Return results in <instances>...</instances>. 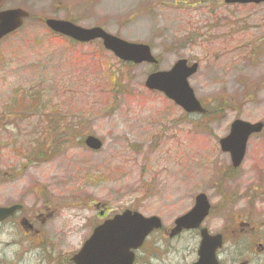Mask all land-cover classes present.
<instances>
[{"label":"rangeland","instance_id":"obj_1","mask_svg":"<svg viewBox=\"0 0 264 264\" xmlns=\"http://www.w3.org/2000/svg\"><path fill=\"white\" fill-rule=\"evenodd\" d=\"M16 7L30 17L0 41V205H38L34 191L43 189L46 200L65 207L63 230L58 228L67 245L62 253L78 249L83 225L87 219L99 222L100 210L104 217L131 209L170 221L192 206L200 191L213 204H223L222 195L227 200L228 194L251 196L247 188L264 184V130L249 140L234 177H227L232 164L219 144L235 119L264 122V4L0 2V10ZM47 18L100 26L128 41L150 44L159 64L123 63L99 41L71 43L47 28ZM180 58L199 63L191 86L206 108L221 112L185 114L146 88L149 73L167 70ZM111 73L119 86H113ZM16 92L24 101L22 119L9 111ZM87 135L99 137L103 147H86ZM39 144L48 149V158L25 164L26 151ZM0 237H7L0 239V255L15 254L16 246L3 249L14 236ZM158 242L165 245L159 238L147 249L162 258L186 252L180 248L185 243L168 242L161 255ZM39 253L33 250L23 264H42ZM149 257L155 263L161 259Z\"/></svg>","mask_w":264,"mask_h":264},{"label":"flooded vegetation","instance_id":"obj_2","mask_svg":"<svg viewBox=\"0 0 264 264\" xmlns=\"http://www.w3.org/2000/svg\"><path fill=\"white\" fill-rule=\"evenodd\" d=\"M261 4H264V0L254 5ZM219 112L209 110L208 113L210 115ZM253 135L257 134H252L249 137L244 159L248 154V143ZM220 149L223 153L228 154L233 165L232 153L222 150L221 146ZM232 165L228 169L227 177H234L242 164L237 168ZM258 182L255 188H247L252 193L251 196L240 193V198H236L235 195L228 194L227 200L222 195L223 192L220 193L223 204H213L210 196L206 192L200 191L199 193L207 195L210 208L208 214L197 227L177 228V219L190 212L194 207L195 195L192 206L179 215L170 218V221H167L163 216L160 217L162 219L160 228L152 230L138 248H132L130 252L127 251V253L116 257H107L113 260L111 262L98 260L100 256L95 252L96 247L87 248L86 245L94 229L118 212L112 216L104 217L105 211H98L99 222L97 223H92L90 219H87L81 229L82 236L78 249L65 255L62 253V249L67 245L61 232L63 230L61 226L64 224L61 210L65 207L62 204L54 205L46 200L44 190H36L34 192L39 198L38 205L26 207L25 203L21 201L4 205L20 204L21 207L0 222V236H14L9 242L3 244V249L16 246L15 254L7 255L4 253L0 255V264H23L35 249L40 250L39 256L42 264H76L74 256L82 251L80 264H264V184L263 181ZM227 201L232 204L226 205ZM93 208L97 211L100 205ZM56 224L60 226L56 227ZM204 235L219 237L222 241V247L214 255H201L199 253ZM152 238L153 242L151 241ZM159 238L165 243V245H160L158 242L161 255H163L161 247L165 249L168 242L185 243L180 248H186V252L175 255L164 254L163 258L160 257L157 251L147 249V246L150 247V243L155 245ZM150 255L161 259L156 260L158 263H155L150 259Z\"/></svg>","mask_w":264,"mask_h":264},{"label":"water","instance_id":"obj_3","mask_svg":"<svg viewBox=\"0 0 264 264\" xmlns=\"http://www.w3.org/2000/svg\"><path fill=\"white\" fill-rule=\"evenodd\" d=\"M261 1L227 0L229 3H259ZM28 16L29 13L21 8L0 11V40L20 28ZM46 23L52 30L80 42H90L101 38L105 48L123 61L157 63L151 53V47L147 44L128 42L108 34L99 27L88 29L69 21L57 19H48ZM198 67V63L188 65V60L180 59L171 70L151 73L145 84L151 90L164 92L187 112H204L205 109L189 82V78L197 72ZM262 125V123L252 124L243 120H236L232 124L231 134L221 140L223 149L233 154L234 166H238L242 161L250 134L259 132ZM85 143L94 150H99L103 144L98 137L92 135L86 138ZM18 207V205L8 208L0 207V221L8 217ZM209 208L207 196L199 194L194 209L177 220L178 229L197 227ZM160 226V219L157 216L145 217L139 212L126 211L99 226L88 244L96 247L95 252L100 256L98 260L111 262L113 260L107 257H116L126 253L131 248L138 247L151 230ZM203 237L199 253L201 255H214L216 249L221 245L220 239L208 235ZM82 254L76 258L77 262H79Z\"/></svg>","mask_w":264,"mask_h":264},{"label":"trees","instance_id":"obj_4","mask_svg":"<svg viewBox=\"0 0 264 264\" xmlns=\"http://www.w3.org/2000/svg\"><path fill=\"white\" fill-rule=\"evenodd\" d=\"M70 42L75 44V42H73V41H70ZM111 74H112L111 82H112L113 86H117L119 78L117 79V82H116L115 74L114 73H111ZM18 95H19V92H16L15 98H14V104H12L11 109L9 111H11V113H14L16 116H20L22 119V118H24L21 116V113H22L21 111L23 110L24 101L23 102H22V100L19 101V99H17ZM32 107H34V104L32 105ZM56 131H57V129H55V132ZM45 150L48 151V149H45V147H43L42 144L36 145L32 148H29L26 151L25 158H23V159H26L25 164H29V163L35 162V161L46 160L49 155L45 152ZM41 190H43V189H41Z\"/></svg>","mask_w":264,"mask_h":264},{"label":"clouds","instance_id":"obj_5","mask_svg":"<svg viewBox=\"0 0 264 264\" xmlns=\"http://www.w3.org/2000/svg\"><path fill=\"white\" fill-rule=\"evenodd\" d=\"M0 239H7V237H0Z\"/></svg>","mask_w":264,"mask_h":264},{"label":"bare ground","instance_id":"obj_6","mask_svg":"<svg viewBox=\"0 0 264 264\" xmlns=\"http://www.w3.org/2000/svg\"><path fill=\"white\" fill-rule=\"evenodd\" d=\"M90 247V246H89Z\"/></svg>","mask_w":264,"mask_h":264}]
</instances>
